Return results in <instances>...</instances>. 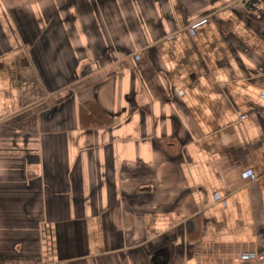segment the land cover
<instances>
[{"label":"crops","instance_id":"0c3cea01","mask_svg":"<svg viewBox=\"0 0 264 264\" xmlns=\"http://www.w3.org/2000/svg\"><path fill=\"white\" fill-rule=\"evenodd\" d=\"M263 249L264 0H0V264Z\"/></svg>","mask_w":264,"mask_h":264},{"label":"trees","instance_id":"16d2710c","mask_svg":"<svg viewBox=\"0 0 264 264\" xmlns=\"http://www.w3.org/2000/svg\"><path fill=\"white\" fill-rule=\"evenodd\" d=\"M81 121L85 126L103 128L113 124L115 119L95 103L86 102L81 106Z\"/></svg>","mask_w":264,"mask_h":264},{"label":"built area","instance_id":"2783aa9c","mask_svg":"<svg viewBox=\"0 0 264 264\" xmlns=\"http://www.w3.org/2000/svg\"><path fill=\"white\" fill-rule=\"evenodd\" d=\"M258 261L260 264H264V249L258 253Z\"/></svg>","mask_w":264,"mask_h":264}]
</instances>
